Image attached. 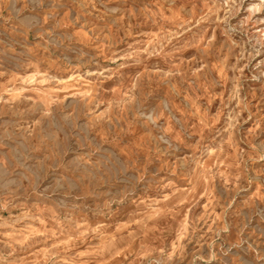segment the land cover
<instances>
[{
    "label": "rangeland",
    "instance_id": "1",
    "mask_svg": "<svg viewBox=\"0 0 264 264\" xmlns=\"http://www.w3.org/2000/svg\"><path fill=\"white\" fill-rule=\"evenodd\" d=\"M0 264H264V0H0Z\"/></svg>",
    "mask_w": 264,
    "mask_h": 264
}]
</instances>
